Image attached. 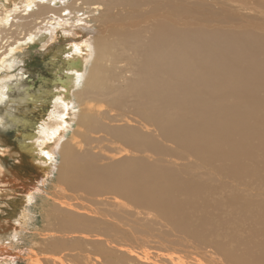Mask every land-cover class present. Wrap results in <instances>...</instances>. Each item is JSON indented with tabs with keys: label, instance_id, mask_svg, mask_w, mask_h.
Listing matches in <instances>:
<instances>
[{
	"label": "bare ground",
	"instance_id": "6f19581e",
	"mask_svg": "<svg viewBox=\"0 0 264 264\" xmlns=\"http://www.w3.org/2000/svg\"><path fill=\"white\" fill-rule=\"evenodd\" d=\"M8 1L0 0V104L10 100L16 86L21 94L13 102L29 106V101L35 104L44 99L50 100L51 107L31 132L20 131L18 149L8 147L0 137V183L7 182L3 177L17 179L21 169L37 167L45 175L38 188L43 192L39 202L32 203L35 192L28 191L26 197L16 192L9 196L17 195L13 200L0 207L8 213L0 221V264L11 260L18 264H116L118 249L99 243H111L116 227L114 206L123 201L114 195L100 197L107 189H100L99 184L126 193L123 188L131 175V182L142 184L144 203L158 209L157 198L158 204L172 205L161 208L160 214L177 229L199 236L182 212L190 207L213 225L238 229L236 238L244 251L223 247L227 259L264 264V254H257L264 251V205L257 208L247 200L264 181V0H201V15L209 13L228 26L233 21L249 22L239 32L176 28L169 21L188 9L164 0H147L142 4L148 8L138 14L134 0L126 17H119L120 2L115 0H13L7 7L4 2ZM133 16L131 33L137 38L150 34L134 55L127 44L132 37L120 34L122 39L116 44L114 29L107 24ZM157 18L163 20L154 22ZM100 29L101 34H96ZM57 42L60 45L54 49ZM35 43L42 50L53 48L61 60L52 88L45 93L41 90L46 84L34 92L23 85L22 55ZM16 67L18 71L12 73ZM124 73L132 75L122 82ZM130 96L137 98V106H131L143 120L122 111L121 107L129 106ZM15 114L1 115V127H26L27 120ZM150 125L175 143V149L164 147L153 130L148 132ZM100 132L113 144L120 140L162 155L170 163L125 166L117 176L113 164L100 168L94 159L101 163L102 151L108 150L109 162L103 165H128L129 150L110 151ZM92 140L99 152L82 151V142ZM9 152L16 157L13 171L2 157ZM132 190L127 187L128 192ZM10 216H15L12 223ZM106 223L109 226L101 229ZM258 224L260 232L242 233L245 227ZM24 231L31 237L19 245ZM7 238L11 241L3 242ZM131 256L127 260L132 263ZM168 260L181 264L173 257Z\"/></svg>",
	"mask_w": 264,
	"mask_h": 264
},
{
	"label": "rangeland",
	"instance_id": "374dc122",
	"mask_svg": "<svg viewBox=\"0 0 264 264\" xmlns=\"http://www.w3.org/2000/svg\"><path fill=\"white\" fill-rule=\"evenodd\" d=\"M116 2H120L118 5V8L121 10V14L119 17H126L133 9V3L134 0H115ZM166 2L172 3V4H184L187 9L188 13L181 12L174 15V21H169L170 24H172L174 27L182 29L184 27L189 28H197V27H203L205 29H213L214 27L217 28H230V30L233 31H240L242 28L249 27V22H238L233 21L231 22V26H228V22H219L218 17H212L209 13L205 15H201L198 12V9L203 4L201 3V0H164ZM210 2H213L209 0ZM13 0H9L8 2H4L7 7H11ZM147 2V0H136V6H137V13L140 11L147 9L148 4H142ZM214 4V3H213ZM215 5V4H214ZM210 8L211 6L208 5ZM215 7H218L215 6ZM135 14V15H136ZM134 15V16H135ZM134 16L127 21L122 22H109L107 23L114 29V34L116 37V44H120V41L122 37L130 36L132 37V41H127L128 47L131 49L129 52L133 55L136 51H139L142 49L143 41L147 40V37L150 34H141L139 38H137L136 34H132L133 27L131 25L132 21L134 20ZM162 18L155 19L154 22H160L162 21ZM226 23V24H225ZM259 30V29H254ZM85 32V30H83ZM80 32V29H78L76 34ZM102 29H100L96 34H101ZM121 34V36H120ZM233 37H235V34H232ZM246 38H249L248 34H245ZM36 45H33L29 47L25 53L22 55L24 59V68H23V85L24 88L31 89V92L37 91V89L41 86V84H46L43 87L42 93L48 92L53 85V80L55 78V68H57L60 64V59H57L54 56V52L52 49H56L60 44L55 43L52 49L48 50H42L40 43H35ZM38 44V45H37ZM250 47L248 43H246V48ZM57 54L59 55V50H57ZM138 59V57H135ZM22 68V67H21ZM17 67L12 70V73L17 72ZM22 75V74H21ZM132 74L124 73V77L121 79L122 82L125 81L127 77H130ZM27 76V77H26ZM15 84V83H14ZM21 88L13 86L12 91H10V100L8 102H4L0 104V116L4 115L6 112L10 113H16L15 116L19 117L22 120H27V126H19L16 128V126L9 127L7 129H4L0 125V137L6 141L10 146V148L18 149L17 143L19 140H22V138L19 136L21 133L20 131L27 130L28 132H31L34 129L35 122L37 123L41 118L43 114H46L47 110L51 107L50 100H44L41 99L40 101L35 102L38 106H34L33 101H29V106H26L24 104H17L13 102L15 98L20 96ZM50 98V97H49ZM129 100L131 101L128 107H121L122 111L133 116L134 118L138 120H143L144 118L135 113L133 110L134 108L131 106H137L138 100L135 96H130ZM10 104V105H9ZM41 106V107H40ZM9 109V110H8ZM33 110V111H32ZM24 114V115H23ZM25 118V119H24ZM135 124V122H131ZM148 132H151L152 130L156 132V135L159 137V139L165 144L164 147H168L169 149L173 150L175 149V143L167 141L164 139L162 135H159V131H155V128L150 125L148 128ZM104 134V142L109 148L110 151L116 153L117 150L122 149V147H126L129 150V153H127V156H130L129 159H127L128 162H130L128 165H123L122 163L116 162L111 164L103 165L104 162H109L107 159V156L109 155L107 153L108 150L102 151L105 155L101 156V163L95 161V164L100 168H107L110 165H114L115 174L119 176L122 172L125 166H131V167H137V166H148L153 165L158 167L163 166L165 164V161L167 163H170V160L162 155H156L148 150H145V152L142 151V149H136L134 147L127 146L123 141L117 140L118 143L113 144L114 141L110 140V137L106 135L104 132H100ZM95 133H91L90 135H94ZM19 136V137H18ZM5 137V138H4ZM8 141V142H7ZM161 142V143H162ZM2 145H6L5 142ZM96 143L92 141H83L82 142V151H90L94 153L93 151L99 152L98 148H95ZM261 153L264 154V151ZM98 154V153H96ZM3 159L6 161V165L13 170H16L13 168L16 157L12 156L11 153H6L5 155H2ZM124 156L120 159H123ZM24 162L26 159H21ZM259 161H262V156L258 157ZM18 162V161H17ZM27 162V161H26ZM30 167V166H29ZM49 170H51V173H53L54 170V159L51 158ZM18 178L14 179L11 177H3L7 180V182L0 183V207L5 205V202H9L13 200L12 198L24 193V196L26 197L27 192H35L34 199L32 200V203L35 201L39 202V198L42 197L43 192L42 190L38 191L39 186L43 183V180L45 178L44 173L41 171L39 172L37 167L29 168L28 170L21 169L18 173ZM139 174V173H137ZM39 178V179H38ZM132 175L130 178V181L128 182L127 186L123 189L126 190V193L122 191V189H114L112 187H109L105 184L100 183L99 188L100 189H107L104 190L105 193H99L100 197H103L105 199H109L112 195L119 197L123 201V205H116L114 206L115 211V223L116 227L113 230V236L110 238L111 243H109V240L107 242L104 241V238L102 237L104 243H99V245L104 246L105 248L107 245L110 247L114 246L116 249H118V253L114 256V261L116 264H120L121 262L125 261L127 264H139V263H145V264H170L168 258L170 257L175 258V261H181V264H237L234 261H232L230 258L227 259L228 255H226L227 251H225V248H229L231 250H239L244 251V246L238 243L237 235L239 234L238 229H235L233 227L220 224V225H213L211 222L206 221L202 219V216L199 212L192 211L190 207H187L185 210H182L183 214L186 215V217L189 219L190 224L192 227L199 233V236H194L189 232H185L182 230L177 229L173 222L163 216H161L160 211H164L161 208L167 209L172 207V205H169V203L165 204H158L157 198L154 199V204L158 206V209L154 208L152 205L144 203L142 201V195L140 194V190L142 187V184L134 181L131 182ZM103 181H108L106 179H103ZM102 181V182H103ZM14 183V185H13ZM7 185V186H6ZM128 190H131L132 192H128ZM33 188V189H32ZM35 188V189H34ZM13 190V191H11ZM20 192L17 195L9 196ZM79 194V193H77ZM247 198L248 201L253 202V205L257 208H260L264 205V181L260 184V186L255 187L254 190H252ZM31 202V201H30ZM27 203V201H25ZM17 208V207H16ZM106 208V207H105ZM20 212V208H17V212ZM106 216L107 210L105 209V212H103ZM8 213L4 210H0V221L6 220V216ZM8 217V216H7ZM15 216H10L9 220H11V223L15 221L13 219ZM225 217V215H224ZM3 218V219H2ZM13 219V220H12ZM109 226L106 224H101V229L106 228ZM8 230H11L10 226H7ZM260 228V224L258 225H252L247 226L242 230V233L249 230H257ZM263 230V228H262ZM261 230V231H262ZM29 233L24 231L23 234H21V239L19 240V245H25V240H27L31 236H26V234ZM25 234V235H24ZM89 238V237H87ZM18 239V237H16ZM255 239H257L255 237ZM11 239H5L3 242H10ZM18 241V240H17ZM76 244V241L73 242ZM216 244L220 245L225 254L220 250V246H216ZM112 245V246H111ZM251 249H255L253 244H250ZM144 249V250H143ZM121 251V253H120ZM128 253L130 256L132 255L134 259L132 263L131 261L128 262ZM145 251V252H144ZM254 251V250H253ZM252 251V252H253ZM121 254H123L121 256ZM257 254H264V251H259ZM131 256V257H132ZM207 257V258H206ZM163 258V259H162ZM206 259V261L204 260ZM166 261H165V260ZM161 261V262H159ZM175 262H173L174 264ZM10 264H18L17 261L10 262ZM103 264H108V262H103Z\"/></svg>",
	"mask_w": 264,
	"mask_h": 264
}]
</instances>
